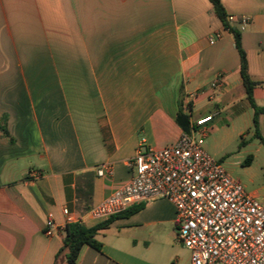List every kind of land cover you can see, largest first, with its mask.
Listing matches in <instances>:
<instances>
[{
    "label": "crops",
    "instance_id": "1",
    "mask_svg": "<svg viewBox=\"0 0 264 264\" xmlns=\"http://www.w3.org/2000/svg\"><path fill=\"white\" fill-rule=\"evenodd\" d=\"M218 2L234 18L252 100L264 108V0ZM218 72V96L187 105ZM180 110L189 122L220 110L252 126L233 36L209 0H0V264H53L63 208L86 228L107 222L100 250L82 246L75 264H189L166 200L86 216L130 178L139 145L177 140ZM257 131L264 140V114ZM101 166L109 172L98 176ZM248 194L264 203V184ZM47 214L58 226L51 236Z\"/></svg>",
    "mask_w": 264,
    "mask_h": 264
},
{
    "label": "built area",
    "instance_id": "2",
    "mask_svg": "<svg viewBox=\"0 0 264 264\" xmlns=\"http://www.w3.org/2000/svg\"><path fill=\"white\" fill-rule=\"evenodd\" d=\"M247 23L248 18L242 17L239 30ZM223 82V73H216L208 87L187 95L186 104L215 99ZM214 115L190 122L189 131L171 145L160 149L139 145L128 162L130 178L90 208L87 218L103 221L136 203L166 200L174 208L176 238L189 251V264H264V203L246 193L202 149L204 128ZM105 172H109L105 166L96 170L98 176ZM62 215L64 227L82 224L66 208ZM57 228L53 216L47 214L45 235L51 236Z\"/></svg>",
    "mask_w": 264,
    "mask_h": 264
},
{
    "label": "rangeland",
    "instance_id": "3",
    "mask_svg": "<svg viewBox=\"0 0 264 264\" xmlns=\"http://www.w3.org/2000/svg\"><path fill=\"white\" fill-rule=\"evenodd\" d=\"M204 130L202 149L218 161L228 175L237 180L246 193L264 184V147L253 137L254 128L244 129L241 120H232L226 111L213 112ZM192 121L200 115L194 113ZM247 131L243 137L238 132Z\"/></svg>",
    "mask_w": 264,
    "mask_h": 264
},
{
    "label": "trees",
    "instance_id": "4",
    "mask_svg": "<svg viewBox=\"0 0 264 264\" xmlns=\"http://www.w3.org/2000/svg\"><path fill=\"white\" fill-rule=\"evenodd\" d=\"M209 2L213 7L216 17L222 23L223 27L233 36L234 45L239 56V73L242 80V87L245 93L246 101L253 110L252 127L254 128V136L258 138L262 144H264V140L261 139L257 131V116L259 114H264V108L256 107L252 100L251 92L255 84L250 81L246 72V59L245 54L240 47L239 32L227 21L224 10L218 0H209ZM175 123L183 132H188L190 129L189 114H185L182 110H180L176 115ZM134 210L135 209L125 212V214H128ZM82 211H87V209ZM106 224L107 222L93 226L91 228H86L82 224L78 223L66 225L64 227L62 244L54 257L53 264H75L81 247L85 245L96 251H99L100 243L97 242L95 236L99 230L106 226Z\"/></svg>",
    "mask_w": 264,
    "mask_h": 264
}]
</instances>
